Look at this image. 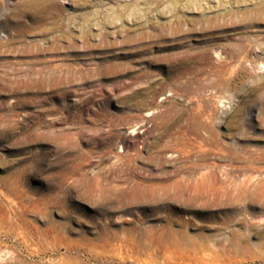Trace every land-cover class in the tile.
<instances>
[{"label": "rangeland", "instance_id": "1", "mask_svg": "<svg viewBox=\"0 0 264 264\" xmlns=\"http://www.w3.org/2000/svg\"><path fill=\"white\" fill-rule=\"evenodd\" d=\"M0 264H264V0H0Z\"/></svg>", "mask_w": 264, "mask_h": 264}, {"label": "bare ground", "instance_id": "2", "mask_svg": "<svg viewBox=\"0 0 264 264\" xmlns=\"http://www.w3.org/2000/svg\"><path fill=\"white\" fill-rule=\"evenodd\" d=\"M145 12H146V11H145ZM142 14H143V13H142ZM136 15H137V14H136ZM138 16H140V15H138ZM143 16H144V15H143ZM136 17H137V16H135V18H136ZM139 18H140V17H139ZM139 18H138V19H139ZM142 18H143V17H142ZM145 18H146V16H145ZM127 20H128V19H127ZM132 20H133V19H132ZM136 20H137V19H136ZM129 21H130V20H129ZM140 21H141V20H140ZM134 22H135V19H134ZM134 22H133V23H134ZM137 22H138V21H137ZM129 23H130V22H129ZM135 23H136V22H135ZM111 24H112V23H111ZM84 32H85V31H84ZM86 33H87V32H86ZM87 34H88V33H87ZM84 43H85V42H84ZM55 44H56V43H55ZM73 47H74V46H73ZM58 77H59V76H58Z\"/></svg>", "mask_w": 264, "mask_h": 264}]
</instances>
